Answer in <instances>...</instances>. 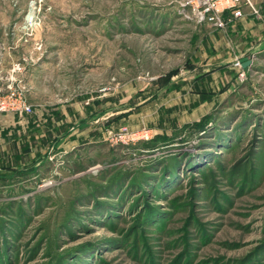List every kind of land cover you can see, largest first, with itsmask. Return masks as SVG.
<instances>
[{
    "label": "rangeland",
    "instance_id": "1",
    "mask_svg": "<svg viewBox=\"0 0 264 264\" xmlns=\"http://www.w3.org/2000/svg\"><path fill=\"white\" fill-rule=\"evenodd\" d=\"M218 1L0 0L53 112L0 113V264H264V0Z\"/></svg>",
    "mask_w": 264,
    "mask_h": 264
},
{
    "label": "built area",
    "instance_id": "2",
    "mask_svg": "<svg viewBox=\"0 0 264 264\" xmlns=\"http://www.w3.org/2000/svg\"><path fill=\"white\" fill-rule=\"evenodd\" d=\"M228 2L229 0H219L215 4L212 3V5L208 6L206 10H210L213 7H216V10H219L220 7H225V3L228 4ZM236 12L240 13L241 10L237 8ZM203 13L204 11H202V14ZM34 109L33 103L29 102L27 99L24 87L15 88L9 84L8 88H5L0 83V113L10 112L19 116H23L34 111Z\"/></svg>",
    "mask_w": 264,
    "mask_h": 264
},
{
    "label": "crops",
    "instance_id": "3",
    "mask_svg": "<svg viewBox=\"0 0 264 264\" xmlns=\"http://www.w3.org/2000/svg\"><path fill=\"white\" fill-rule=\"evenodd\" d=\"M241 18L242 17H240L239 19H241ZM5 58H6V56H4V53H2V54L0 53V70L5 69V65H4L5 60H6ZM3 70L0 72H3ZM0 75H1V73H0ZM0 80H1V78H0ZM51 108H53L54 110H55V108L61 109L58 111H63L65 109L64 103H59L58 105L51 107ZM45 112H47L49 114L51 113L50 115H52V113H53L51 110H49V109L47 110V109H45V106H43V108L42 107H36L32 113H27L23 116H19V115L14 114V116L12 115L11 118L14 120V123H16L17 125L19 124V131H21V130L24 131L27 129V127L30 126V124L33 121H37V124H39L38 120L41 121V117L45 116V114H46ZM33 118L35 120H32ZM0 125H2L1 117H0ZM38 130H39V128H38Z\"/></svg>",
    "mask_w": 264,
    "mask_h": 264
},
{
    "label": "water",
    "instance_id": "4",
    "mask_svg": "<svg viewBox=\"0 0 264 264\" xmlns=\"http://www.w3.org/2000/svg\"><path fill=\"white\" fill-rule=\"evenodd\" d=\"M241 59L243 61L242 62L243 66H247L250 63V60H248L246 57H242Z\"/></svg>",
    "mask_w": 264,
    "mask_h": 264
},
{
    "label": "bare ground",
    "instance_id": "5",
    "mask_svg": "<svg viewBox=\"0 0 264 264\" xmlns=\"http://www.w3.org/2000/svg\"><path fill=\"white\" fill-rule=\"evenodd\" d=\"M33 15H34V14H33ZM33 15H32V13L29 14V16H28V20L31 19Z\"/></svg>",
    "mask_w": 264,
    "mask_h": 264
}]
</instances>
